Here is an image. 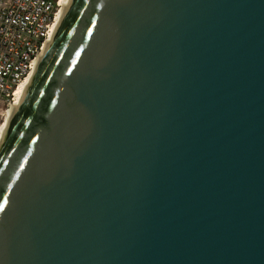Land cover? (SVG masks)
<instances>
[{
	"label": "water",
	"instance_id": "obj_1",
	"mask_svg": "<svg viewBox=\"0 0 264 264\" xmlns=\"http://www.w3.org/2000/svg\"><path fill=\"white\" fill-rule=\"evenodd\" d=\"M0 264H264V0H67L0 133Z\"/></svg>",
	"mask_w": 264,
	"mask_h": 264
},
{
	"label": "built area",
	"instance_id": "obj_2",
	"mask_svg": "<svg viewBox=\"0 0 264 264\" xmlns=\"http://www.w3.org/2000/svg\"><path fill=\"white\" fill-rule=\"evenodd\" d=\"M58 8V0H0V109L32 71Z\"/></svg>",
	"mask_w": 264,
	"mask_h": 264
},
{
	"label": "bare ground",
	"instance_id": "obj_3",
	"mask_svg": "<svg viewBox=\"0 0 264 264\" xmlns=\"http://www.w3.org/2000/svg\"><path fill=\"white\" fill-rule=\"evenodd\" d=\"M58 1H59V8H58V11H57V14H56L55 20H54V22H53V25L55 24V22H56L57 19L59 18L61 7H62L64 4H66V2H67V0H58ZM53 25H52V28H51V31H50V34H49L47 40L50 38V35H51V32H52V29H53ZM30 74H31V72H30L28 75H26V76L21 80L20 84H19L18 87L15 89L13 101H15V100L17 99V97H18V95H19V92H20V90H21L22 87H23V83H24L25 79H26ZM13 101H12V102H13ZM8 110H9V108L6 110L5 115H4V119H3V121L0 123V133H1L2 127H3L4 124H5V119H6V116H7Z\"/></svg>",
	"mask_w": 264,
	"mask_h": 264
},
{
	"label": "rangeland",
	"instance_id": "obj_4",
	"mask_svg": "<svg viewBox=\"0 0 264 264\" xmlns=\"http://www.w3.org/2000/svg\"><path fill=\"white\" fill-rule=\"evenodd\" d=\"M9 108V106H3L1 109H0V123L3 121L4 119V115H5V112L6 110Z\"/></svg>",
	"mask_w": 264,
	"mask_h": 264
}]
</instances>
